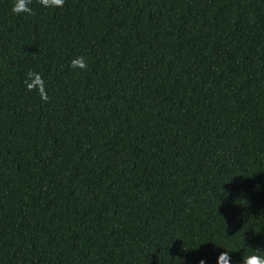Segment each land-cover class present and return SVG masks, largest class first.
<instances>
[{"label": "trees", "instance_id": "16d2710c", "mask_svg": "<svg viewBox=\"0 0 264 264\" xmlns=\"http://www.w3.org/2000/svg\"><path fill=\"white\" fill-rule=\"evenodd\" d=\"M15 2L0 0V264L264 251V0Z\"/></svg>", "mask_w": 264, "mask_h": 264}, {"label": "clouds", "instance_id": "9594fccd", "mask_svg": "<svg viewBox=\"0 0 264 264\" xmlns=\"http://www.w3.org/2000/svg\"><path fill=\"white\" fill-rule=\"evenodd\" d=\"M39 3L43 7L52 8V7H62L64 4V0H39ZM31 0H16L14 6L12 8L13 13H29L31 14L30 8ZM73 67H79L84 69L87 67L84 58L79 57L72 61ZM36 74L29 72L28 76L32 77ZM46 101V97H43ZM230 255L228 251L221 252L217 257V264H230ZM200 264H204V261L201 260ZM241 264H264V251L260 250H250L249 255H242Z\"/></svg>", "mask_w": 264, "mask_h": 264}]
</instances>
